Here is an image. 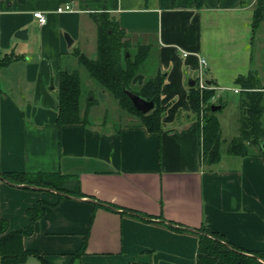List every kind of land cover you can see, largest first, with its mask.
Listing matches in <instances>:
<instances>
[{
	"label": "crops",
	"instance_id": "crops-1",
	"mask_svg": "<svg viewBox=\"0 0 264 264\" xmlns=\"http://www.w3.org/2000/svg\"><path fill=\"white\" fill-rule=\"evenodd\" d=\"M254 3L0 0V55L14 45L24 54L0 70V172L61 174L77 179L79 191L69 195L0 178L7 232L29 224L28 208L46 204L22 238L23 249L43 261L29 257L23 264H197L201 227L245 254L264 250V158L254 147L246 156L228 154L225 144L227 158L220 151L217 162L204 164L202 120L187 101L202 57L217 119L230 98L238 99L239 130L244 113L237 78L250 75L264 87V16L251 32ZM65 4L71 11L56 13ZM34 12L45 15L43 25ZM98 14L116 22L131 45L148 46L143 73L132 84L161 75L160 101L167 109L159 133L136 118L118 129L97 127L90 121L95 104L87 105L95 100L91 90L81 91L79 102L87 122L56 125L58 75L80 72L76 51L94 58L92 15ZM20 30L25 39L15 38Z\"/></svg>",
	"mask_w": 264,
	"mask_h": 264
},
{
	"label": "trees",
	"instance_id": "trees-1",
	"mask_svg": "<svg viewBox=\"0 0 264 264\" xmlns=\"http://www.w3.org/2000/svg\"><path fill=\"white\" fill-rule=\"evenodd\" d=\"M197 3L199 0H196ZM250 1V0H249ZM264 16V0H255L251 20V32H255ZM96 27V53L94 58H88L76 51L77 64L82 66L88 75L98 83L104 91L117 103L118 107L136 118L140 125L150 132L161 131L162 117L167 109L160 101L162 78L160 74L148 77L140 87L135 86L133 80L141 71L143 61L148 56V46L131 45L127 36L117 23L106 14L92 15ZM136 51L130 52V50ZM134 51V50H133ZM21 56L13 52L0 55V70ZM237 84L243 90L240 99V108L243 115L240 118L238 136L228 143L221 140V131L216 117V111L211 110L214 91L204 90L201 95L195 86L189 88L188 105L193 114L199 117V108L203 106L202 114V161L204 164H213L218 161L221 145L226 144L228 154L246 156L254 147L264 158V149L261 148V137L264 129L260 125V115L264 112L261 104V89L257 87L253 78L238 77ZM131 91L145 100H152L154 107L143 114L136 110L125 91ZM81 79L77 70L61 71L58 75L57 86V116L56 125L86 123V113L80 116ZM91 106L94 99L87 100ZM220 108L223 103L218 102ZM0 178L9 182L27 183L38 187L56 190L59 193L79 195L78 181L61 174L2 173ZM60 198V197H59ZM46 204L38 201L26 210L29 224L23 229L7 232V221L0 219V264H23L29 257L42 258L32 250H24L22 238L33 231L34 222L44 213ZM112 208V207H110ZM197 264H264V250L245 254L237 247L227 244L222 236L209 232L204 227L197 230ZM86 237V235L84 236ZM85 240V239H84ZM82 248L79 253H82Z\"/></svg>",
	"mask_w": 264,
	"mask_h": 264
},
{
	"label": "rangeland",
	"instance_id": "rangeland-1",
	"mask_svg": "<svg viewBox=\"0 0 264 264\" xmlns=\"http://www.w3.org/2000/svg\"><path fill=\"white\" fill-rule=\"evenodd\" d=\"M16 38V37H15ZM19 40V39H18ZM16 40L17 44H21L20 41ZM23 42V41H21ZM25 42V41H24ZM13 48V53L15 55H24L22 53L20 45L12 46ZM130 50V52H135ZM95 57V56H94ZM22 58V56H21ZM148 64L145 65L146 70L150 72V70L153 68L151 66V62L147 61ZM77 69L80 71V79H81V84H82V92L85 93L87 90H91V92L95 96V101L93 103L94 109L93 114H90V121H92L97 127L103 128H113V129H118L120 124L126 122L128 119H135L131 115H129L126 111L120 109L117 105V103L110 97L109 93L104 91L102 87L96 83L85 71V69L77 65ZM148 77V76H146ZM141 80V79H140ZM135 82V81H134ZM137 82V80H136ZM100 90H103V94L100 95L98 92ZM85 99H82L81 102V107H83V102ZM239 100H228V104L226 105L225 108H223L219 114H218V119L222 125L223 130H221V140L225 142H229L233 137L237 136L239 133L238 129V118H239ZM215 102V101H214ZM217 102V101H216ZM215 102V103H216ZM213 103V102H211ZM203 114V106H200L199 108V117L202 118ZM264 112L262 113V127H264ZM138 121V120H137ZM264 142V135L261 137V139ZM221 155L222 158H227L225 155V144L223 143L221 145ZM226 160V159H224ZM224 164V163H223ZM36 262V261H33Z\"/></svg>",
	"mask_w": 264,
	"mask_h": 264
},
{
	"label": "built area",
	"instance_id": "built-area-1",
	"mask_svg": "<svg viewBox=\"0 0 264 264\" xmlns=\"http://www.w3.org/2000/svg\"><path fill=\"white\" fill-rule=\"evenodd\" d=\"M56 13H63L71 11V6L69 4H65L63 6H59L56 8ZM33 17L37 20V22L40 25H43L46 22L45 15L41 12H34ZM199 60V66L197 70V75L195 77V88L200 92V95L202 91L204 90H211L212 87L205 81V67H206V61L202 57H198Z\"/></svg>",
	"mask_w": 264,
	"mask_h": 264
},
{
	"label": "water",
	"instance_id": "water-1",
	"mask_svg": "<svg viewBox=\"0 0 264 264\" xmlns=\"http://www.w3.org/2000/svg\"><path fill=\"white\" fill-rule=\"evenodd\" d=\"M25 35H26L25 30L17 31L14 34V36L18 39H25L26 38ZM66 40H67V38H66ZM194 85H195V82L191 81L190 86L193 87ZM125 93H126L127 97L129 98L130 102L132 103V105L134 106V108L143 114L148 113L154 107V102L152 100H150V101L145 100V99L141 98L140 96H138V95H136L133 92L128 91V90H126ZM217 109H219V106H211L212 111H216ZM260 145H261V148L264 149V142H260Z\"/></svg>",
	"mask_w": 264,
	"mask_h": 264
}]
</instances>
